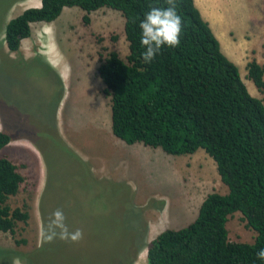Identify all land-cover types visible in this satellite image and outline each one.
Instances as JSON below:
<instances>
[{
    "label": "rangeland",
    "instance_id": "1",
    "mask_svg": "<svg viewBox=\"0 0 264 264\" xmlns=\"http://www.w3.org/2000/svg\"><path fill=\"white\" fill-rule=\"evenodd\" d=\"M194 4L210 19L225 56L230 38L244 41L251 34L244 41L251 59L257 50L264 65V0ZM38 5L39 0H0V130L12 137L0 156L23 176L6 202L28 213L12 233L0 231V264H146V244L159 231L187 224L207 193H225L226 187L202 149L170 155L126 144L110 132L109 99L100 91L96 66L108 50L121 58L127 53L118 11L101 7L84 23V11L64 7L53 21L30 23L29 36L10 50L6 21ZM237 51L242 54L236 50L230 57L242 82L264 103V90L246 78ZM57 209L70 232L82 230L78 242H43L41 228ZM225 227L231 241L253 240L238 211L227 216Z\"/></svg>",
    "mask_w": 264,
    "mask_h": 264
},
{
    "label": "trees",
    "instance_id": "2",
    "mask_svg": "<svg viewBox=\"0 0 264 264\" xmlns=\"http://www.w3.org/2000/svg\"><path fill=\"white\" fill-rule=\"evenodd\" d=\"M177 2L181 43L163 46L150 63L141 56L139 22L150 3L165 6L164 0H39L6 21L4 40L15 50L29 36L30 23L53 21L64 7L84 11V23L101 7L118 11L127 53L121 58L108 50L96 66L100 91L109 99L110 132L126 144L170 155L202 149L226 187L225 193H207L187 224L159 231L146 244V264H264L256 257L264 248V103L247 91L193 0ZM245 69L255 88L264 90V65L250 59ZM11 139L0 130V149ZM22 180L15 164L0 156L1 232L12 233L28 218L25 209L6 202ZM234 211L254 231L251 242L228 239L225 223Z\"/></svg>",
    "mask_w": 264,
    "mask_h": 264
},
{
    "label": "clouds",
    "instance_id": "3",
    "mask_svg": "<svg viewBox=\"0 0 264 264\" xmlns=\"http://www.w3.org/2000/svg\"><path fill=\"white\" fill-rule=\"evenodd\" d=\"M164 4L165 6H156L150 3L149 10L144 13L143 19L139 22L140 45L144 49L141 56L146 63L152 62L163 46L178 47L181 43L180 37L184 22L177 11L178 2L177 0H164ZM65 220L63 211L55 210L46 227L41 228L42 240L50 243L57 238L72 242L82 239V230L77 228L70 232ZM256 257L264 261V248L256 253Z\"/></svg>",
    "mask_w": 264,
    "mask_h": 264
},
{
    "label": "crops",
    "instance_id": "4",
    "mask_svg": "<svg viewBox=\"0 0 264 264\" xmlns=\"http://www.w3.org/2000/svg\"><path fill=\"white\" fill-rule=\"evenodd\" d=\"M195 1H196V0H195ZM193 2H194V0H193ZM204 18H205V19H204ZM203 19L206 20V21L209 23V25H210L211 21H210V19H209L208 17H204V16H203ZM210 26H211V25H210ZM215 36L217 37V39H218V43H219V38H218L219 36L216 35V34H215ZM250 36H251V34H250L249 36H246V37H247V38H250ZM246 37H243L242 40L247 41L248 39H247ZM245 38H246V40H245ZM252 39H254V38H252ZM230 40H231V42H229V51H228V53H230V55H234V54H236V50H241L242 54L240 55V54L238 53V51H237V56H235V58H239L240 56H244V58H242V59L244 60V64H243V65H245L246 62L249 61V60L251 59V55H250V53H251L252 50H250V48H251L250 45L245 44L244 41H236L235 39H231V38H230ZM239 40H240V39H239ZM249 44H252V42L249 41ZM220 46H221V44H220ZM226 46H227V45H226ZM230 55H228L229 57H228V56H226V57H227L231 62H233L235 65H237L236 60L232 59V58L230 57ZM252 55H254V56L252 57V59H254L257 63H260L261 53H260L259 51L256 50V52H255L254 54H252ZM246 57H248V58H250V59L245 61V58H246ZM9 143H10V141H9ZM9 143H7V145H8Z\"/></svg>",
    "mask_w": 264,
    "mask_h": 264
}]
</instances>
